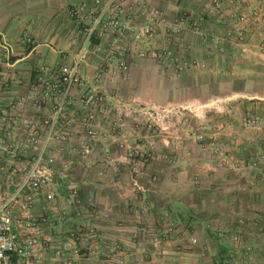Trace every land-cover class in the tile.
I'll use <instances>...</instances> for the list:
<instances>
[{"label": "crops", "instance_id": "crops-1", "mask_svg": "<svg viewBox=\"0 0 264 264\" xmlns=\"http://www.w3.org/2000/svg\"><path fill=\"white\" fill-rule=\"evenodd\" d=\"M82 1L0 0V98L4 106L26 92L37 70L75 64L89 21L72 13ZM151 2L170 14L190 6L189 0ZM119 18L126 24L131 9L125 6ZM207 26L215 33L224 27L212 18ZM131 34L129 30L132 43ZM29 37L32 42L28 43ZM163 39L164 34H159L155 41ZM106 40L107 36L91 38L87 61L78 67L83 82L131 104H182L190 105L191 110L183 112L185 125L175 117L167 121L166 135L133 117L125 120L117 135H110L113 108L108 116L95 121L94 138L88 140L80 108L82 88L73 87L62 119L69 135L49 144L56 156L54 197L49 200L41 191L34 199L33 213L46 218L38 247L44 262L58 264L51 259L72 257L74 264H108L112 254L101 242L104 239L118 246L127 264H228L225 261L232 250L243 262L264 264V226L260 224L264 223V170L245 165L250 155L264 148V142L260 129L243 121L253 114L264 118V58L249 52L219 54L188 32L184 42L189 50L183 55L205 60L207 69H190L181 73L186 79L181 80L154 60L135 56L130 77L120 81L104 72L101 54L95 51ZM152 43L134 45L148 48ZM97 73L99 77H95ZM193 88L200 95L191 94ZM178 92L190 99L177 101ZM20 109L24 111L14 112V121L7 125L16 140L24 135L20 114L39 120L50 108L47 105L37 112L30 105H20ZM195 115L208 125L216 121L225 126L218 141L234 157V169L217 166L208 141H194ZM3 133L1 130L0 194L13 189L16 170L24 160L17 151L5 149ZM122 139L141 153L152 154L149 161L137 166L142 190H131L130 178L136 168L118 147L117 141ZM240 218L245 224L238 223ZM169 222L175 223L174 233L167 241H156ZM74 230L82 233L76 256L67 238ZM221 231L237 234L240 242L235 246L229 237L219 235ZM245 248L248 254H244Z\"/></svg>", "mask_w": 264, "mask_h": 264}, {"label": "built area", "instance_id": "built-area-1", "mask_svg": "<svg viewBox=\"0 0 264 264\" xmlns=\"http://www.w3.org/2000/svg\"><path fill=\"white\" fill-rule=\"evenodd\" d=\"M87 1L83 0L72 10L73 15H83L89 20L76 53L75 64L37 70V75L27 86L26 92L21 94L18 100H10L6 107L0 98V131L4 132L1 142L6 150L17 151L24 159L16 170L18 179L13 183V189L0 194V264H48L38 252L40 229L46 218L44 214L38 217L33 213L34 199L41 191L49 200L54 197L52 185L55 183L56 156L50 152L49 144L57 137L65 139L69 135L67 122L62 119L67 104L71 103V91L74 86L82 88L80 108L88 140L94 138L95 121L99 117L108 116L113 108L115 116L108 129L110 135H117L128 117L142 121L148 128L156 129L157 134L165 135L167 121L172 117L181 120L183 125L187 124L183 112L190 111V105H135L123 101L116 94L112 95L97 86L83 82L79 77L78 67L87 61L92 45L91 38L94 35L107 36L105 46L96 45L94 48L101 54L104 72L111 73L113 78L120 81L130 77L131 62L135 56L154 60L162 68L176 73L190 69H207L208 63L205 60L183 55L189 50V46H185L184 42L188 32L198 36L204 44L219 54L249 52L264 58V0H189L190 6L176 14L167 13L151 0H91V5ZM125 6L131 9V18L123 24L119 14ZM210 18L224 26L221 33H215L213 29L208 28L207 20ZM129 30L132 31V43L128 40ZM159 34H164L160 43L155 41ZM148 40H153L148 48H138L134 45ZM26 41L32 42L30 37ZM99 75L97 73L95 77ZM2 89L0 84V92ZM20 105H30L31 109L37 112H41L47 105L50 109L41 115L39 120L20 114L24 135L16 140L11 137L7 125L14 121V112L24 111L20 109ZM243 121L259 128L264 142V118L253 114L244 117ZM228 125L232 123L229 122ZM215 127L214 131H210V126L204 121L201 122L199 132L194 133L193 139L199 144L208 141L217 166L223 170H232L236 161L218 141L225 126L216 124ZM117 144L125 151L127 162L136 168L130 178L131 190H142L139 179L141 171L137 166L144 165L152 154L141 153L126 139L117 141ZM82 153L84 154V150ZM245 165L251 169L264 170V148H259L254 155H250ZM238 223L243 225L245 220L240 218ZM174 230L175 223H167L156 241L169 240ZM88 233L90 237L94 236L92 229ZM67 235L70 249L76 256L80 253L78 243L82 240V233L74 230L69 231ZM219 235L226 239L229 237L235 246L240 242L235 233L228 235L226 231H221ZM101 242L109 246L112 254L108 264H127L117 245L109 244L104 239H101ZM247 252L248 248H245L244 254H248ZM51 260L57 261L58 264H74L72 257ZM238 260L236 251L232 250L228 253L225 263L250 264L242 260L237 262Z\"/></svg>", "mask_w": 264, "mask_h": 264}, {"label": "rangeland", "instance_id": "rangeland-1", "mask_svg": "<svg viewBox=\"0 0 264 264\" xmlns=\"http://www.w3.org/2000/svg\"><path fill=\"white\" fill-rule=\"evenodd\" d=\"M177 74V76H179L180 78H181V80H186L185 78H183L184 77V75H182L181 73H176ZM170 78V77H169ZM169 78H168V80H169ZM191 92V94H197V95H200L199 94V91H198V89H192V90H190ZM167 96V95H166ZM177 98H178V100L177 101H183V100H188V99H190L189 97H187L185 94H180V92H178V94H177ZM195 119L193 120V132H195V130L197 129V131L196 132H199V127H200V123H201V121L196 117V116H193ZM138 122V121H137ZM211 122V123H210ZM209 122V126H210V131H214L213 130V128H216L215 127V125L216 124H219V122H216V121H210ZM150 130H152L153 128H149ZM151 159V158H150ZM262 226H264V223H260ZM259 224V225H260ZM260 228V227H259ZM262 230H263V228H262ZM241 255H240V257H239V260L237 261V262H239L240 260H241Z\"/></svg>", "mask_w": 264, "mask_h": 264}]
</instances>
